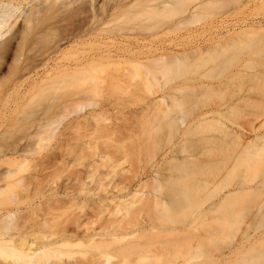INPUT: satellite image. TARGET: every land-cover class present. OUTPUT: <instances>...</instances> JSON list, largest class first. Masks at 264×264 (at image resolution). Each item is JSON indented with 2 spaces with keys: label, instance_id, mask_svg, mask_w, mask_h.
<instances>
[{
  "label": "bare ground",
  "instance_id": "bare-ground-1",
  "mask_svg": "<svg viewBox=\"0 0 264 264\" xmlns=\"http://www.w3.org/2000/svg\"><path fill=\"white\" fill-rule=\"evenodd\" d=\"M228 1L0 0V264H236L230 234L226 250L218 248L221 228L230 227L237 216L239 211L232 206L240 194L259 189L264 201V183L251 186L248 179L215 198L224 180L218 174L220 170L229 174L237 167L242 174H252L264 169V161L243 156L231 166L227 165L229 155H222V166L217 168L221 158L217 138L229 145L221 150L224 154L243 143V132L221 122L222 109L188 115L187 102L197 107L210 84L169 85L211 55L212 44L223 51L222 41L264 31V21L216 19L221 4ZM212 16L216 19L213 37L191 45L189 35ZM188 27L192 28L185 33ZM170 33L177 37L155 41ZM205 42L210 43L207 48L200 45ZM252 69L240 65L231 75L260 80V73ZM130 83H141L149 92L156 85L161 94L150 127L141 132L150 143L135 146V166L120 167L129 163L121 146L103 156L106 161L101 166L109 167L113 176L120 174L122 186L117 191H127L125 198L118 197L111 200L112 207L105 205L90 213L79 207V214L30 210L22 217L16 206L25 190L21 174L31 161L28 157L39 154L61 120L99 107L107 85L122 89ZM263 92L257 98L240 99L256 108L249 115L252 120L246 122L249 130L264 116ZM231 108L235 105L223 110ZM93 121L95 134L101 135V119ZM213 129L217 137L210 133ZM256 138L263 144L252 143L253 147L264 150V134ZM190 139L202 140L204 147L187 152L183 144ZM163 149L168 151L155 166L164 162L167 173L154 172L155 184L147 196L138 176L144 175L146 165L152 166ZM110 159L113 162L108 165ZM130 186L134 187L131 191ZM10 215L12 221L7 219ZM33 217L40 219L39 224L25 223ZM241 239L247 240L245 233ZM247 242L241 249L246 255L251 253L250 258L239 263L264 264V240Z\"/></svg>",
  "mask_w": 264,
  "mask_h": 264
},
{
  "label": "rangeland",
  "instance_id": "rangeland-1",
  "mask_svg": "<svg viewBox=\"0 0 264 264\" xmlns=\"http://www.w3.org/2000/svg\"><path fill=\"white\" fill-rule=\"evenodd\" d=\"M245 1L231 0L228 1L231 4H226V2V5L221 4L222 6L214 17L216 19L219 16L229 19H237L238 17L239 20L251 18L264 21V3L259 4L250 0L245 3ZM241 3L245 7H242ZM214 17L205 19L197 25L196 33L189 35L191 45L213 37L214 33L211 32V27L213 21H216ZM191 28H186L185 33ZM254 34L249 35V37H236L233 42L222 41L224 43L223 48H225L223 51L211 43L213 45L209 46L211 55L204 56L199 64L194 65L195 67H192V72L189 75L169 83L170 86H173L175 82H179L187 88H192L200 83L210 84L208 95L199 99L197 107L187 102L188 115L196 110L206 112L211 109H222L221 122L233 130L243 132V143L233 150L228 149L224 154L221 153V150L228 148L229 145L217 138L218 150L221 154V158L218 157L217 168L222 166V155H229L227 165L230 164L231 166L243 156H251L264 161V150H256L252 145V143L263 144V141L257 140L256 137L264 134V124L261 125L264 122V116L254 122L253 130H249L246 122L249 119L252 120L249 115L256 108L240 102L244 96L257 98V94L264 90V69H262L264 68V31ZM173 36V33L161 35L155 41L164 42L177 37V35ZM200 45L207 48L210 43L205 42ZM226 58L231 60L224 62ZM244 64L253 67L252 72H256L257 69L260 73V80L251 81L247 77L231 75L234 70ZM6 70L7 67L3 68L1 73L6 74ZM205 73L210 76L203 77ZM152 89L150 92L147 91L141 83L125 84L122 89H113L112 86L107 85L101 95L99 107H88L56 124L51 140L42 143L43 147L38 152L39 154L28 157L31 161L27 169L21 174L25 190L20 193L19 205L16 206L21 212V216L23 217L30 210L40 214L42 211L54 209L66 211L70 215L72 213L79 214V207H83L86 212L90 213L92 209L95 212L105 205L112 207L113 202L118 200V197L123 198L127 191H117V188L122 186V183L119 182L120 174L113 176L109 167L101 166L106 161L103 156L113 152L115 146H121L128 154L129 163L124 162L120 167L127 169L129 166H135L137 160L134 153L138 149L135 146L138 143L141 146L150 143L145 135L141 136V132L150 127V116L157 106L161 94L158 86L154 85ZM166 102L169 104V100ZM232 105H235V108L223 110L226 106ZM96 117L101 119V135L95 134L93 120ZM210 133H213L215 137L218 136L214 129ZM202 135L204 136V134ZM31 143L32 141L28 140L27 145ZM183 146L187 152L191 153L198 152L204 147L202 140L197 141L195 139H190ZM166 151L168 149L160 151L159 155L154 158V164L152 166L147 164L148 170L142 173L143 176H138L141 182L139 183L138 180L135 182L145 185L143 190L147 196H150L149 193L152 192V186L155 184L156 175L154 172L157 170L167 173L164 171V162H159V166L162 167L155 166V163L163 157V153ZM112 162L113 159H110L108 165ZM257 169L252 174H249L250 172L242 174V169L238 167L229 174H223L220 170L218 177L224 180L220 188L216 190L215 198L248 179L252 180L251 186L260 185V182L264 183V169L261 167ZM89 176H92V180ZM100 185L103 186L104 190H101ZM133 188L130 186V191ZM139 188L141 187L139 186ZM206 191L200 195L202 196ZM261 192L259 189L258 191L254 189L240 194L236 198L238 201H235V203L238 202V205L235 206L234 203L232 206V209L236 210L235 212L239 211L237 216L230 223V227L221 228L218 248L221 252L226 250L227 241L229 242L226 236L230 234L231 243L235 248L236 264L239 263V260L245 263L250 258L251 253L246 255V252L241 249L246 241L264 240V201H262L263 194L261 195ZM7 219L12 221L14 216L10 215ZM38 220L40 221L39 218L33 217L27 219L25 223L39 224ZM66 220L59 218L60 222ZM17 221L20 222V220ZM244 233L247 240L241 239V235ZM206 263L204 261V264Z\"/></svg>",
  "mask_w": 264,
  "mask_h": 264
}]
</instances>
